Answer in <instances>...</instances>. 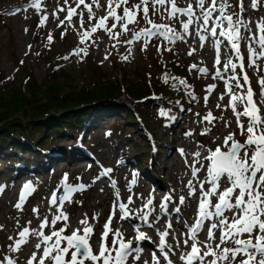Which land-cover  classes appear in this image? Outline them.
<instances>
[{"label":"snow or ice","instance_id":"1","mask_svg":"<svg viewBox=\"0 0 264 264\" xmlns=\"http://www.w3.org/2000/svg\"><path fill=\"white\" fill-rule=\"evenodd\" d=\"M183 5L180 0H138L136 3L105 0L103 4L101 0H63V3L56 0V7L49 14L45 0H30L24 8V11L34 9L39 15L38 27H44L51 15L59 21L57 27L74 29L82 47L60 57L64 60L76 56L82 62L90 47H98V32L113 41L111 47L117 51L119 45L125 46L127 54L120 57L122 61L129 60L136 43H140L141 51H147L151 44L160 56L164 51L171 52L177 43L188 44L189 57L207 46L214 53L212 67H202L204 61L201 60L188 67L189 74L195 71L197 78L223 83L215 107L221 113L230 110L236 125L220 143H217L220 137L212 138L210 143L214 147L197 142V150L190 154L191 162L185 159L190 179L178 197L175 189L165 193L158 203L152 192L147 196L137 195L133 192L137 174L133 173L127 184L129 195L124 202L117 181L110 178L112 169H104L101 175L109 176L114 199L95 248L92 243L95 225L89 222L87 213L79 220L80 226L66 234L70 224L69 216L63 210L65 203H72L73 194L83 192L89 186H72L67 183L68 174H65L47 198L49 207L43 218L38 206L32 209L39 221L35 228L31 227V220L22 226L20 218H16L17 231L15 237L9 236L8 251L20 253L31 240L36 241L25 264H264V15L254 19L249 14L250 10L264 12V0H249L247 4L246 0H183ZM98 11L104 14L98 16ZM59 13H66L64 19H60ZM74 17L78 18V28L73 24ZM129 33V39H120ZM66 34V31L62 32L61 39ZM47 39L49 44L54 42L51 32ZM153 40L157 43L152 44ZM242 48L246 50V56ZM110 55L112 53L106 50L104 60ZM249 69L256 75L258 94ZM170 81H173L172 89L183 91L193 102L199 101L185 78L163 74L162 82L168 85ZM216 89V83L208 84L204 89L205 108ZM180 110L184 111L183 108ZM160 115L168 116V113L161 109ZM195 115L198 117L196 123L205 125L199 133L201 136L209 135L216 126L214 122L222 121L225 129L232 124L223 115L214 116L211 110L203 116L199 112ZM169 119L174 121L176 117ZM193 135L192 131L185 133L186 137ZM179 152L186 157L183 149ZM4 190L0 186V194ZM35 190L31 182L25 183L14 207L22 212L27 198ZM134 196L140 201L138 208L133 207ZM189 200L196 205L191 224L182 219V210L190 207ZM117 216L120 227L114 229L112 224ZM162 219L163 230L157 227ZM173 219L182 225V230L173 227ZM91 220L98 223L99 214L93 213ZM125 222L133 229L131 239L121 230ZM58 223L62 225L59 228L56 227ZM141 224L153 229L158 240L152 241L141 231ZM45 229H48L47 234ZM0 231H3V225H0ZM146 240L156 245L150 260L141 259L144 252L141 244ZM0 264H19V261L5 255Z\"/></svg>","mask_w":264,"mask_h":264},{"label":"rangeland","instance_id":"2","mask_svg":"<svg viewBox=\"0 0 264 264\" xmlns=\"http://www.w3.org/2000/svg\"><path fill=\"white\" fill-rule=\"evenodd\" d=\"M6 1L8 3V0H0V6L5 4ZM27 1L22 0L23 3ZM60 2L63 3V0H60ZM104 2L105 0H101L102 4ZM131 2L136 3L138 0H131ZM248 2L249 0H246V4ZM29 3L30 0L26 5ZM180 5L184 6L183 0H180ZM45 6L50 14L56 7V0H45ZM65 14L59 13L60 19H64ZM103 14L102 11L97 12L98 16ZM249 14L255 19L260 15H264V12H251L250 10ZM39 19L40 17L34 9L30 15L26 13L20 15L18 13L16 17L0 16V80H2L3 84L8 85V89L20 91L26 95V99H31V102L34 103L31 104V108L35 109L40 104L46 103L47 96L51 92L49 89L52 87H59V97H68L70 94H76L79 90L85 89L89 91L108 83L115 84L119 90L113 103L122 105L129 102V99L124 94V90L128 85L137 88H147L149 83L163 85L162 76L165 73L169 76L185 78L188 84L192 85L196 96L199 97V101L193 102L189 99L184 111H181L177 101L180 103L181 99L189 97L187 95L185 97L180 96L184 92L172 89L171 83L173 81H170L166 85V93L169 92L170 95L178 93L179 95L176 98L163 97L158 90L151 89L143 98L146 103L143 105V110L135 112L133 120L128 119L125 113L117 110L100 112L91 108L88 115L84 116V119L94 116L100 125H98V129L94 130L92 128V132L89 134L85 130L88 135L85 133L87 136L81 140L82 143L78 142L76 136L73 137L72 135H66L64 132L52 131L49 133V137L43 141L44 147L38 152L41 155V159H38L37 165L31 162L33 158L31 152H3L6 158H2L4 162L0 166V170H3L0 173V186L5 189L3 194H0V225H3V231H0V259L5 255L12 256L15 259H24V257L28 256L36 243L35 240H31L20 253L11 255L8 251V245L11 243L9 236L15 237L17 231L16 218H20L22 226H26V222L31 220V227L35 228L39 221L35 218L32 209L38 206L40 216L43 218L49 207L47 198L51 196V193L57 188L65 174H68V184L72 186L79 184L89 186L83 192L74 193L72 203H65L63 210L68 214V223L70 224L66 234H70L73 229L79 227V220L83 219L84 214L87 213L89 222L95 225V236L92 241L95 248L104 224H102V220L104 218L107 219L106 211L111 209L110 204L108 206L107 203L109 201L112 202L114 199L109 176L101 177L104 169H112L109 174L110 178L117 181L121 200L124 202H126L128 197L127 184L133 173H136L139 178V183L133 191L136 194H142L141 187L143 184L140 185V183L145 182L147 184L145 186L146 189L150 188L156 191L155 198L157 199L172 189L176 190L175 196L178 197L179 194H182L180 190L184 188V185L190 179L185 159L187 158L191 162L190 154L197 150V142H203L208 146L214 147L215 145L210 143L212 138L220 137L217 140V143H220L223 135L236 128L235 117L231 111L221 113L215 107L217 95L222 91L223 83L221 81H212L209 78H197L198 74L195 71L189 74L188 67L193 63H199L201 60L204 61V64L201 65L202 67H212L214 53L207 46L203 51L189 57L187 55L189 51L188 44L177 43L171 52L164 51L163 55L160 56L157 54L156 48L151 44L147 51H141L140 43H136L132 46L133 53L129 60L122 61L120 57L127 54L125 46L119 45L117 51V49L111 47L114 42L110 41L103 32H98V47L96 45L90 47L88 56L84 57L82 62L76 56H72L69 60H64L60 59V57L68 55L78 46L82 47V45H79L76 32L72 27L67 29L57 27L59 21L54 20L51 15H49L44 27H38ZM157 22L160 21L157 20ZM73 24L77 28L79 27L78 18H73ZM141 26H143L142 21ZM25 29H27V32H25ZM65 31L67 34L61 39V33ZM50 32L54 41L51 44L48 43L47 39ZM130 36L131 33L120 37V39L127 40ZM156 43L157 41H152V44ZM191 43V40H189V44ZM29 45H31L30 49ZM106 50L110 51L112 55L109 56V59L104 60ZM242 51L246 56V50L242 48ZM170 64L172 65L171 71L164 70L165 66ZM148 72L153 75L151 78L147 74ZM179 73L183 75L179 76ZM248 73L258 94L259 88L256 85V75L251 69L248 70ZM30 79L37 83L38 86L37 91H35L36 96L33 98L31 97V92H29ZM2 83H0V91L2 90ZM211 83H216L217 89L209 97L208 107L205 108L203 100L204 89ZM148 96H155L156 99L152 101L148 99ZM146 100H150V103ZM224 103H227V98ZM161 109L167 112L168 116H161ZM189 109L191 111H188ZM208 110H211L214 116L223 115L225 120L232 121L231 127L225 129L223 122L218 121L214 122L216 126L212 128L209 135H199L205 125L196 123L198 117L195 114L199 112L203 116ZM172 116L176 117L174 121L169 119ZM20 118V111H13L11 119L15 121ZM45 118L47 119V117H43V122L44 120L48 122L49 120ZM188 131H192L194 135L186 137L185 133ZM37 134L38 137L45 136L42 132ZM10 139L6 143L10 142ZM237 139L242 138L237 136ZM170 140L172 150L170 149L171 151L168 152L169 148L167 146L169 144L164 143L166 141L170 143ZM50 141L54 143L53 146L47 144ZM33 143L35 144L34 141L31 144ZM82 145L91 152L89 161L86 162L84 167L78 166V164H69L68 160L72 155L71 151L77 150V153L80 152ZM180 149L184 150L186 157L181 156ZM32 151L37 152L39 150L32 149ZM153 153L156 154L152 156ZM133 162L135 163L134 165ZM9 170L20 172L16 173V175L11 172L8 175L6 171ZM97 177L99 179L96 180V183H93V179ZM148 177L151 180H148ZM153 180L161 183L160 186L157 187ZM28 182H31L36 190L27 198L24 209L20 212L14 205L18 201L22 186ZM60 192H63V188L60 189ZM76 201L82 203H76ZM188 204L190 207H185L182 210V219L191 224L195 215L193 209L196 205L192 200H189ZM139 206L140 201L137 200V205H134V207L138 208ZM52 211H55V208ZM93 213L99 214L98 223L91 220ZM49 219H51L50 216ZM172 223H174L173 227L175 229L182 230V225L177 223L176 220L173 219ZM112 225L114 229L120 227L118 216L117 219L113 220ZM61 226L60 223L56 225L57 228ZM140 227L141 231L154 238L155 231L145 228L143 224ZM160 227L163 228V223H160ZM128 228L132 229L129 227V222H125L122 229L128 230ZM45 232L47 234L48 229H45ZM131 238L132 235L129 239ZM203 238L202 234L201 239ZM154 239L157 241L156 238ZM169 242H172L171 238H169ZM141 247L144 249L142 260L150 259L151 253L156 250L155 243L150 244L149 242L148 244L146 242ZM19 264H25V261H19Z\"/></svg>","mask_w":264,"mask_h":264},{"label":"trees","instance_id":"3","mask_svg":"<svg viewBox=\"0 0 264 264\" xmlns=\"http://www.w3.org/2000/svg\"><path fill=\"white\" fill-rule=\"evenodd\" d=\"M172 60V59H171ZM175 64V63H174ZM172 65H166L164 70L171 71ZM178 68V67H176ZM180 72V71H179ZM151 78L153 75L147 73ZM183 74L179 73V76ZM2 80H0V83ZM31 97L36 96L37 83L30 79ZM0 91V155L6 151H20L21 153L27 151L31 152L32 157L36 161L40 155L38 152L32 151V149L40 150L43 145V141L49 137V133L52 131L64 132L66 135H79L83 132V128L86 125V119L84 116L88 115L90 109L96 111H109L117 110L127 115L128 119L133 120V110H143V106L139 103L143 96L151 89L158 90L163 97H172L170 93H166V85H158L149 83L147 88H137L127 86L124 90V94L129 99L128 108L127 104L117 105L113 100L118 95V88L115 84L108 83L100 86V88H93L92 90H79L76 94H70L68 97H59V87H52L49 89L50 94L47 96L46 103L40 104L37 108H31V99H26V95L20 91H14L8 89L7 84H1ZM34 101V100H33ZM108 103V104H107ZM34 104V103H33ZM94 104V106H90ZM182 105H184L182 103ZM185 106V105H184ZM89 107V108H88ZM95 108V109H94ZM35 111H33V110ZM20 111L21 118L12 120L13 111ZM122 114V113H121ZM43 117H47L48 122H43ZM94 117H92L93 119ZM36 132V133H35ZM39 132H42L43 137H38ZM12 138V139H10ZM10 139V142L6 141ZM35 144H31L32 142ZM49 146H53L51 141ZM46 144V145H47ZM1 155V156H2ZM4 156V155H3ZM2 158L0 157V166L2 165ZM1 168V167H0Z\"/></svg>","mask_w":264,"mask_h":264},{"label":"bare ground","instance_id":"4","mask_svg":"<svg viewBox=\"0 0 264 264\" xmlns=\"http://www.w3.org/2000/svg\"><path fill=\"white\" fill-rule=\"evenodd\" d=\"M4 1V0H3ZM29 1V0H28ZM27 1V2H28ZM26 2V3H27ZM1 3V2H0ZM26 3H23L22 2V0H8V3H7V1H6V3L5 4H3V5H1L0 6V16H7V17H16V14H18V13H20V15H22L23 13H26V14H28V15H30V13H31V11H33V9H30V10H28V11H24V8H26L27 7V5H26ZM10 12H15L16 14L15 15H8V14H6V13H10ZM122 50V49H121ZM125 50V49H124ZM187 63V62H186ZM211 66H212V64H211ZM207 80V79H206ZM210 82V81H209ZM218 82V81H217ZM222 84V83H221ZM222 88V87H221ZM175 126H176V124H175ZM232 129V128H231ZM214 132V131H213ZM224 136V135H223ZM185 137V136H184ZM189 139V138H188ZM221 141V140H220ZM188 149V148H187ZM190 150V149H189ZM179 154V153H178ZM183 160V159H182ZM148 179L149 180H151V178L150 177H148ZM96 181V180H95ZM154 181V180H153ZM156 184H157V187H159L160 186V184L161 183H158L157 181H154ZM96 183V182H95ZM147 184H143L142 185V187H141V189H142V194L144 195V196H147L150 192H152V193H154V195H155V190H152V189H150V188H145V186H146ZM163 186V185H162ZM135 193V192H134ZM127 194L129 195V193H128V191H127ZM140 194V193H139ZM139 194H137V195H139ZM133 199L134 200H136V197L134 196L133 197ZM156 199V201H157V198H155ZM139 201V200H138ZM109 203H110V201L107 203L108 204V206H109ZM157 203H158V201H157ZM134 205H137V200H136V203L134 204ZM134 205H133V207H134ZM110 210L111 209H109V210H107L106 211V215H109V213H110ZM159 209L157 208V211H158ZM175 215V214H174ZM108 217V216H107ZM103 218V217H102ZM105 221H106V218H104L103 220H102V224L103 223H105ZM161 223H163L164 224V221H163V219L161 220ZM173 226H174V223H173ZM112 227H113V225H112ZM118 227V226H117ZM157 227L158 228H160V229H163V228H161L160 227V224L159 225H157ZM123 232H124V234H125V237L126 238H128L129 239V237L131 236V235H133V230L132 229H130V228H128V230L127 229H121ZM153 230V229H152ZM154 231V230H153ZM154 238H156L157 240H158V237H157V235L156 234H154V236H153ZM148 243L149 244V241H144V242H142V244H141V246H143L145 243ZM11 255H14L13 253H11ZM26 260V257H24V259L23 258H18V261H25ZM146 260H150V259H146Z\"/></svg>","mask_w":264,"mask_h":264}]
</instances>
